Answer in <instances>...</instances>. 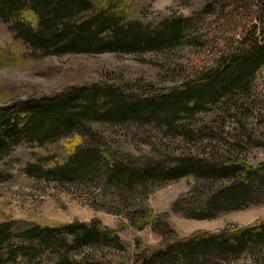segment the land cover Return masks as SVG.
Returning a JSON list of instances; mask_svg holds the SVG:
<instances>
[{
  "label": "trees",
  "instance_id": "trees-1",
  "mask_svg": "<svg viewBox=\"0 0 264 264\" xmlns=\"http://www.w3.org/2000/svg\"><path fill=\"white\" fill-rule=\"evenodd\" d=\"M132 1L0 0V24L10 38L6 46L17 48L25 62L74 53L173 51L199 21L195 14L143 23L127 15ZM256 21L213 68L151 96L130 94L124 86L91 85L0 106V157L25 140L34 151L24 176L83 188L94 195L93 207L125 216L136 230L151 225L162 236L160 246L145 247L130 258L119 229L104 227L99 220L20 228L14 226L21 224L18 221L1 222L0 247L13 230L18 232L13 234L17 242L0 253V262L264 264V220L176 238L167 215L155 214L141 203L154 189L189 177V192L170 207L186 219L212 220L262 204L264 162L254 165L234 154L243 143L241 136L224 138L222 128L218 135L206 134L201 140L220 143L209 144L212 152L178 157L156 149L152 157H135L111 151L101 130V125H154L168 136L192 139L196 115L218 105L229 109L264 65V0ZM4 53L0 52V65L7 58ZM88 249L91 252L85 253Z\"/></svg>",
  "mask_w": 264,
  "mask_h": 264
},
{
  "label": "rangeland",
  "instance_id": "rangeland-1",
  "mask_svg": "<svg viewBox=\"0 0 264 264\" xmlns=\"http://www.w3.org/2000/svg\"><path fill=\"white\" fill-rule=\"evenodd\" d=\"M259 4L260 0H133L127 15L143 23L199 15L196 29H190V35L175 50L143 54L74 53L23 62L17 48L6 46L10 38L5 26L0 24V52H5L7 57L0 65V106L32 97H52L82 86H124L130 94L149 96L180 86L213 68L222 54L234 47L236 39L256 24ZM249 87L245 94L229 103V109L218 105L212 111L196 115L194 125L190 127L194 134L192 139L168 136L154 125L123 124L117 127L101 125L103 140L111 151L130 153L135 157H152L156 149L179 157L212 152L209 144L220 143L201 140L206 134L208 137L218 135L223 128L222 137L232 139L239 135L243 140L240 150L234 154L258 165L264 162V65L251 79ZM250 136L252 141L247 143ZM33 151L32 145L20 139L0 157V223L18 221L21 224L14 226L20 228L23 225H65L74 221L99 220L104 227L119 229L127 257H133L145 247L160 246L162 236L151 225L136 230L129 226L125 216L93 207L94 195L87 194L85 189L24 176ZM189 180V177L179 178L154 189L143 202L137 201L155 214H166L176 238L249 226L264 220V202L222 213L212 220L178 216L170 207L189 192ZM14 232L18 231L13 230L12 237L1 245V254L17 242L13 239ZM243 263L245 260L238 264Z\"/></svg>",
  "mask_w": 264,
  "mask_h": 264
}]
</instances>
